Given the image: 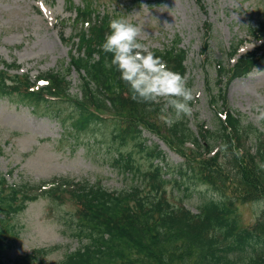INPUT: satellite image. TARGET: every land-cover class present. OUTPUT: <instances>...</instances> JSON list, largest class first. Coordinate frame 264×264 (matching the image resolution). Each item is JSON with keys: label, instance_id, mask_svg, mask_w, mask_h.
<instances>
[{"label": "trees", "instance_id": "1", "mask_svg": "<svg viewBox=\"0 0 264 264\" xmlns=\"http://www.w3.org/2000/svg\"><path fill=\"white\" fill-rule=\"evenodd\" d=\"M197 2L201 5V0ZM68 8L77 12L73 33L69 37L61 33L63 42L71 46L69 62L34 79L29 73L11 72L20 65L3 62L0 98L34 114L56 117L64 126L70 125L66 128L71 127L77 137L94 135L98 126L105 125V137L117 151L113 164L132 181L110 190L100 181L58 176L10 183L0 172V264H47L53 248L4 259L13 244L15 217L40 198L74 207L71 232L81 244L55 264H264V208L252 224L245 222L240 210L264 202V132L227 106L228 85L264 61V20L249 27L248 33L262 41L257 50L241 55L232 66L217 62L220 87L210 96L219 112L215 128L203 122L192 128L188 117L168 127L159 118L160 105L149 110V105L134 101L120 73L105 67L112 57L100 46L109 21L122 18L121 12L100 10L99 0H83L78 6L70 1ZM211 31L212 25L207 24L206 32ZM242 43V39L231 43L229 58L237 55ZM208 51L210 43L205 41L203 52ZM152 52L169 69L187 76L188 52L179 47V40ZM73 70L79 75L76 93L71 92L69 78ZM146 130L183 158L172 166L181 179L187 176L211 194L197 212L182 199L174 202L169 197L168 186L179 180L169 175L163 150L146 143ZM125 148L142 153L148 166H137L133 153Z\"/></svg>", "mask_w": 264, "mask_h": 264}, {"label": "rangeland", "instance_id": "2", "mask_svg": "<svg viewBox=\"0 0 264 264\" xmlns=\"http://www.w3.org/2000/svg\"><path fill=\"white\" fill-rule=\"evenodd\" d=\"M70 1L75 6L83 4V0H0V69L4 61L16 63L21 66L18 72L30 73L35 78L41 72L60 69L63 62L66 65L71 46L62 41L61 33L65 37L73 33L76 12L68 8ZM99 4L100 10L120 11L122 18L141 26L140 42L151 51L171 47L179 40V47L188 52L187 77L195 96L190 124L195 128L203 122L215 128L219 112L210 96L217 94L220 87L217 62L227 63L229 47L238 39L243 40L239 55L261 46L248 32L249 27L264 20V0H201L202 6L197 0H99ZM207 23L212 25L210 33L206 32ZM205 41L210 43L208 52H203ZM235 61L229 60L231 65ZM69 78L73 83L71 92L76 93L79 75L72 71ZM262 100L264 61L227 88V106L231 111L264 132V121L256 120L255 111ZM67 126L56 117L34 114L10 99L0 98V172L7 175L10 183L39 182L57 176L100 181L110 190L131 183V176L124 175L113 164L117 151L105 137V125L98 126L94 135L80 137ZM144 137L149 146L158 145L163 150L171 169L169 175L179 180L178 184L168 186L169 197L174 202L182 199V204L197 212L201 201L211 194L187 176L181 179L172 169L183 158L164 139L147 130ZM124 150L133 153L137 166H148L138 150ZM262 207L264 202L241 207L245 222L254 223ZM73 208L71 203L57 204L46 198L31 202L13 221V244L4 259H15L39 248H53L46 263L55 264L67 250L77 249L81 242L71 232Z\"/></svg>", "mask_w": 264, "mask_h": 264}, {"label": "clouds", "instance_id": "3", "mask_svg": "<svg viewBox=\"0 0 264 264\" xmlns=\"http://www.w3.org/2000/svg\"><path fill=\"white\" fill-rule=\"evenodd\" d=\"M101 50L111 60L105 61L106 68H115L120 79L129 87L131 98L152 106L160 105V120L168 127L174 126L192 115L194 91L188 86V77L169 69L162 58L140 42L141 26L125 18L109 21ZM95 56V54H94ZM256 120L264 121V100L255 106Z\"/></svg>", "mask_w": 264, "mask_h": 264}]
</instances>
